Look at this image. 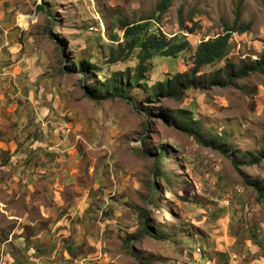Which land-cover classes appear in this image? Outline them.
<instances>
[{
    "label": "rangeland",
    "instance_id": "374dc122",
    "mask_svg": "<svg viewBox=\"0 0 264 264\" xmlns=\"http://www.w3.org/2000/svg\"><path fill=\"white\" fill-rule=\"evenodd\" d=\"M161 1L0 0V264H245L264 255V197L252 185L264 181V159L239 161L264 149V71L212 84L210 75L226 79L223 58L202 66L201 85L179 100L154 102L137 88L85 94L136 63L110 61L123 41L119 18L151 16ZM238 3L250 29L232 34L237 70L264 60V0H172L158 26L195 48L237 22ZM75 56L97 67L82 72ZM192 56L156 55L147 84L187 70ZM162 109L190 110L202 138L223 134L232 149L199 142ZM143 221L168 238L146 234Z\"/></svg>",
    "mask_w": 264,
    "mask_h": 264
},
{
    "label": "trees",
    "instance_id": "16d2710c",
    "mask_svg": "<svg viewBox=\"0 0 264 264\" xmlns=\"http://www.w3.org/2000/svg\"><path fill=\"white\" fill-rule=\"evenodd\" d=\"M171 4L172 0H162L154 9V14L146 18H141L138 21L130 22L119 18L118 22L124 31L123 41H119L116 47L110 46L109 52L112 56V60L110 61L124 62L126 60H133L131 57L133 56L136 63L133 66L127 64L125 68L115 71L110 77L103 75L102 77H104L105 82L95 84V90H91V88L85 86L86 95L96 100L117 96L128 97L129 93L134 88H137L138 90L140 89V93L147 92L144 95L145 99H152L154 102L160 98L179 100L184 96L186 90L201 85L196 77L202 66L213 64L223 58H225L226 63L223 67L217 69V71L221 70V72H225L226 79L221 80L219 78L217 79V76L210 75L208 81L212 84L228 85L236 78L248 75L251 71H264V60L253 64L239 65L237 70L231 66L233 62L229 61L228 55L233 44V32L244 33L250 29V22H238L242 14L240 3L234 8L237 22L231 26L225 22L223 33L218 34L214 38L200 41L195 48H193L192 43L185 34L176 33L172 37L167 38L158 26L160 14ZM40 7L52 13V8H48L42 4ZM53 19H55L54 16ZM194 30L195 28H191L190 32L193 33ZM190 50L193 54V65L190 68L185 71H177L165 79L153 82L151 85L147 84L148 71L156 55L167 57H177L180 55L184 59L183 54ZM76 61L82 64L80 69L82 72L88 71L90 67H97L89 61L85 63L84 60L78 59L77 56L74 57L72 63L75 65ZM96 91L99 94H96ZM166 110L162 109L164 111V117L172 125L189 133H194L199 142L212 145L214 148H219L224 153L232 149V144H227V138L223 134H210L202 138L200 132H198L202 131V123L198 120L196 114H191L192 112L190 110H186V112L183 110H172L171 113L166 112ZM225 145L231 148H224ZM166 153V148L161 146V149L154 154L155 160L161 161V159L166 157ZM232 155L235 157V153L232 152ZM234 157L232 160L236 163L237 159ZM261 159H264V149L259 153L245 152L241 154L239 161L248 160L251 163H258ZM171 176L175 178L174 175ZM252 185L258 193V196L260 198L264 197V181L255 180L252 182ZM152 187L156 190L155 184ZM140 215L142 218H146V210L140 213ZM143 226L144 232L150 236L159 238L160 240L168 238L162 231L157 232L153 230L152 226H149L146 221H143ZM141 263L149 264L147 260H142Z\"/></svg>",
    "mask_w": 264,
    "mask_h": 264
},
{
    "label": "crops",
    "instance_id": "0c3cea01",
    "mask_svg": "<svg viewBox=\"0 0 264 264\" xmlns=\"http://www.w3.org/2000/svg\"><path fill=\"white\" fill-rule=\"evenodd\" d=\"M245 264H264V255L263 256H258L255 259L249 260Z\"/></svg>",
    "mask_w": 264,
    "mask_h": 264
}]
</instances>
